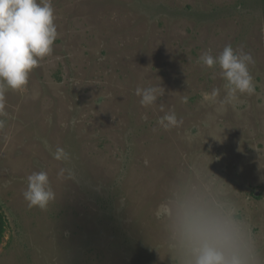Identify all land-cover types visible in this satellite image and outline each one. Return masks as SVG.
Returning <instances> with one entry per match:
<instances>
[{
  "label": "rangeland",
  "instance_id": "1",
  "mask_svg": "<svg viewBox=\"0 0 264 264\" xmlns=\"http://www.w3.org/2000/svg\"><path fill=\"white\" fill-rule=\"evenodd\" d=\"M51 2L53 53L0 112V264H194L201 239L264 264V1ZM228 44L255 61V92L230 103L218 66L198 63ZM137 87L163 95L144 107ZM171 112L183 123L165 130ZM38 171L46 210L23 197Z\"/></svg>",
  "mask_w": 264,
  "mask_h": 264
},
{
  "label": "clouds",
  "instance_id": "2",
  "mask_svg": "<svg viewBox=\"0 0 264 264\" xmlns=\"http://www.w3.org/2000/svg\"><path fill=\"white\" fill-rule=\"evenodd\" d=\"M54 8L51 0H0V112L5 108V93L8 89L23 91L29 82V73L39 67V60L53 53V44L58 37L54 23ZM205 69L219 68V75L226 81L227 102L238 99L239 94L252 95L255 92L249 65L255 61L243 48L234 50L226 45L218 56L205 51L198 59ZM220 89L214 88L212 97L218 96ZM135 94L144 107L153 105L158 96L163 95L158 87H137ZM163 111V108H161ZM183 123L175 112L166 113L158 124L168 130ZM2 126V122H0ZM53 158L63 163L70 162L71 156L63 147H57ZM71 168L62 167L57 172L60 179H74ZM23 197L28 207L46 210L55 200L46 171L32 172L27 176V188ZM194 264H234L226 259L224 253L207 239H201L194 247Z\"/></svg>",
  "mask_w": 264,
  "mask_h": 264
},
{
  "label": "trees",
  "instance_id": "3",
  "mask_svg": "<svg viewBox=\"0 0 264 264\" xmlns=\"http://www.w3.org/2000/svg\"><path fill=\"white\" fill-rule=\"evenodd\" d=\"M6 225H7L6 217H5L4 211L0 207V244H1L3 236H4V232L6 230Z\"/></svg>",
  "mask_w": 264,
  "mask_h": 264
}]
</instances>
